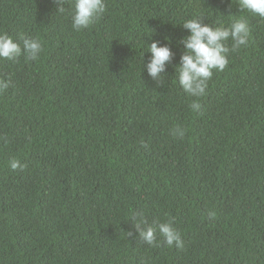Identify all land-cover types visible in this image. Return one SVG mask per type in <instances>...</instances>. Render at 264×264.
<instances>
[{"label":"trees","instance_id":"obj_1","mask_svg":"<svg viewBox=\"0 0 264 264\" xmlns=\"http://www.w3.org/2000/svg\"><path fill=\"white\" fill-rule=\"evenodd\" d=\"M104 3L76 31L74 0L61 15L53 0H0V35L43 47L36 61L0 59L13 85L0 95V264H264V19L239 0ZM240 17L249 46L229 52L204 97L188 96L183 24ZM154 42L174 54L159 87L146 69ZM139 213L174 220L184 248L159 233L161 246L144 244Z\"/></svg>","mask_w":264,"mask_h":264},{"label":"clouds","instance_id":"obj_2","mask_svg":"<svg viewBox=\"0 0 264 264\" xmlns=\"http://www.w3.org/2000/svg\"><path fill=\"white\" fill-rule=\"evenodd\" d=\"M57 4L59 14L65 12L64 4L68 0H53ZM240 12L247 11L253 15H257L264 19V0H239ZM106 11L104 0H74V12L72 15V26L74 30L81 31L88 29L92 25L98 23L103 13ZM183 28L191 33L181 43L184 45L185 52L181 56L180 66L176 69L179 84L183 91L190 97L202 98L207 93L208 82L213 78L214 72H223L229 64V52H235L242 47L249 46L251 29L247 21L240 17L233 19L230 27L223 26L212 28L204 26L200 19H193L185 22ZM22 42L23 47L19 43L13 41L8 35H0V59H5L18 63L21 56L26 60L36 61L43 52L42 44L39 40L29 39L23 33L17 36ZM233 42L232 48L226 46V42ZM149 52L151 60L147 63L146 69L148 75L157 83V86L163 85L162 73L166 72V65L171 64L174 54L169 47H160L158 42L151 44ZM11 79L7 81L0 79V95H3L10 87H12ZM201 104L193 102L190 108L193 112L201 111ZM171 134L183 139L186 135V129L176 126L172 129ZM7 145V138H4ZM141 147L147 149L148 145L141 141ZM10 167L13 171H24L26 165H21L18 160L10 161ZM209 220H215L214 212L207 213ZM135 233H138L140 240L152 247H159L157 243V233L163 238V243L168 247L175 246L177 249H183L184 243L181 234L173 227L174 220L167 223L156 221L153 225H149L148 220L142 213L134 217ZM127 236L131 239L133 232H128Z\"/></svg>","mask_w":264,"mask_h":264}]
</instances>
